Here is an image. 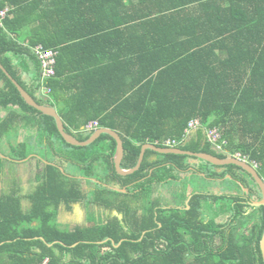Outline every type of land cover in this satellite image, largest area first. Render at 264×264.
I'll return each mask as SVG.
<instances>
[{"label": "trees", "instance_id": "trees-1", "mask_svg": "<svg viewBox=\"0 0 264 264\" xmlns=\"http://www.w3.org/2000/svg\"><path fill=\"white\" fill-rule=\"evenodd\" d=\"M6 9L0 20V63L42 106H55L59 79L68 72L81 81L61 112L67 133L79 141H88L98 129L117 132L125 150L123 170L134 169L143 147L153 145L220 159L240 156L264 180V0H0V11ZM39 46L56 53V75L45 83L35 52ZM99 47L106 50L98 58L102 69H89L84 60ZM68 56L79 66L64 68ZM31 64L32 88L20 76V68L32 71ZM44 86L51 89L48 95ZM0 111L5 112L0 142L8 140L13 161L46 144L85 166L87 175L102 162L144 212L136 219L135 236L116 218L104 224L93 213L87 226L62 230L57 223L62 202L87 199L101 206L103 192L89 198L78 180L47 166L41 184L27 197L17 180L0 194V264H264V207L248 205L242 193L230 199L210 196V181L203 178L201 191L190 190L191 179L182 182L185 190L175 208L164 209L165 203L153 198L161 185L181 179L191 156L148 149L137 172L120 176L113 162L114 138L104 134L87 147L68 144L56 120L29 106L1 68ZM192 121L201 131L188 142ZM91 123L97 126L89 131ZM21 130L29 135L17 143ZM212 130L220 136L216 143L208 139ZM169 141L175 145L169 147ZM2 154L0 149V177L8 164ZM202 163L207 177L231 175L230 184L241 192L254 184L236 165L219 173L217 166ZM212 200L221 203L220 210L206 222ZM218 215L232 217L218 225Z\"/></svg>", "mask_w": 264, "mask_h": 264}, {"label": "flooded vegetation", "instance_id": "flooded-vegetation-1", "mask_svg": "<svg viewBox=\"0 0 264 264\" xmlns=\"http://www.w3.org/2000/svg\"><path fill=\"white\" fill-rule=\"evenodd\" d=\"M0 113V117L5 116L4 111H0ZM27 133L28 132L21 130L17 139V143L25 142L27 140L26 137L28 136ZM6 145H8V149L5 147ZM0 149L1 152L4 153L2 154V157L8 162L7 167L4 170V175L0 177V180L3 179V184L0 187L1 193L9 190L12 186L13 181L17 180L22 189V195L24 197H27L37 186L41 184L45 168L50 165L56 166L66 177L70 178L71 180H78L83 194L87 197L93 198L95 197L96 192H103L101 197L102 200L100 203L101 206L87 204V199L86 201L70 204L67 202H62L58 206L57 216V223L62 230H73L77 227L87 226L89 224L90 215L91 213H93L97 222L108 224L110 221H113L116 218L121 229L124 232L128 233V235L130 236L137 235L136 233L139 229V226L136 223L139 218H142L144 213L143 210H140L138 208L140 203L134 200L132 191L128 190L129 187H123V185H121V183L118 182V180L115 178L113 173L107 171L102 162L96 163L94 167L95 169L87 175L85 166L76 165L65 160V158L63 157L56 155L55 150H53L46 144H44L40 148L38 147L36 151L33 152L28 158L21 161H13L8 157L10 155L11 149L7 139H4L0 142ZM216 149L220 151L219 147H217ZM192 158L193 159H189L188 161L191 165L189 170L183 171L179 174L181 179L175 181L169 180L168 183H166L165 185H161L155 192L153 198L158 199L162 203H165L163 207L164 209L175 208L174 206L177 196L182 194L185 190L182 182L187 179H191L194 182L190 190L194 191L197 189L201 191L203 178H207V180L210 181V186L206 190L208 192L207 194H209L210 196H217L219 198H232L233 195L230 192H226V194H223L222 192L217 193L216 191H214L211 186L212 183L219 182L223 179L207 177L203 172L200 171L201 166L203 165V161L195 157ZM113 162L115 165L114 160ZM69 167H71L70 171L67 170L69 169ZM224 169L225 168L223 167L216 168L217 172L219 173L224 171ZM237 173L241 175L240 171H238ZM29 175L30 177H32V183H30V187L27 188V178L25 179V176ZM227 177L232 179L231 175L226 176L225 178ZM245 178L247 179L248 177L242 174V179ZM248 180L253 181L254 184H251L250 188L245 187L244 185L241 186L245 187L242 189L241 198L245 200V203H248V205L252 206L254 203L262 200V191L253 178L251 179L249 177ZM246 189L249 190L248 193L246 192ZM114 192L119 193L120 195L116 196L114 195ZM211 202L213 203V207L210 211H208L206 222H209V220L213 218V216L220 210V202L213 200ZM23 206L25 208H28L30 206V203L27 199L23 201ZM108 206L113 207L108 208ZM127 207L131 209L129 212ZM247 210L249 214L254 212L252 208H249ZM231 217L232 216L230 215H218V217L216 218V223L218 225L227 224L230 222ZM146 232L143 233V237L146 235ZM133 241H135L134 238Z\"/></svg>", "mask_w": 264, "mask_h": 264}, {"label": "water", "instance_id": "water-1", "mask_svg": "<svg viewBox=\"0 0 264 264\" xmlns=\"http://www.w3.org/2000/svg\"><path fill=\"white\" fill-rule=\"evenodd\" d=\"M0 68L4 71V73L8 76V78L14 83V85L19 90L21 96L23 97V99L29 106L37 109L42 114L52 117L56 120L58 130L61 136L64 138V140L68 144L72 146H76V147H87L95 143L104 134L109 135L110 137L114 138L117 142V152H116L114 161H115V166H116L118 174L122 176H130L134 174L135 172H137L141 167V164L144 160L145 153L148 149L154 150L159 153H164V154L188 155L191 157L198 158L202 161H206L217 167L236 165L240 167L241 169H243L246 173H248L255 180L256 184L260 187L262 191V200L254 203L252 207H261V206L264 207V180L259 176L257 170L252 165L238 158L232 157L231 155H228L226 159H220L219 157L206 154V153H192V152H185L179 149H168V148L163 149V148H157L153 145H145L142 149V153H141L138 165L134 169L123 170L121 167V164L124 158L125 150H124L123 141L118 133L110 129H98L88 141H85V142L79 141L75 136L67 133L66 128H65V123L55 108L48 106V105L47 106L39 105L35 101V99L8 73V71L3 67L1 63H0ZM246 192L248 193L249 190L246 189ZM261 251H262L263 260H264V234H263V238L261 241Z\"/></svg>", "mask_w": 264, "mask_h": 264}, {"label": "crops", "instance_id": "crops-1", "mask_svg": "<svg viewBox=\"0 0 264 264\" xmlns=\"http://www.w3.org/2000/svg\"><path fill=\"white\" fill-rule=\"evenodd\" d=\"M114 52H118V51H114ZM106 53V50H104V48L99 47L97 50L91 51L90 54L85 58V61H88V65H90V67H88L89 69H102L99 68L98 66V58L100 60H102V55ZM116 54V53H115ZM64 68H71L73 66H79L77 61H75V59L71 58V56H68V59L66 58V60L63 62ZM95 67V68H94ZM74 68V67H73ZM31 69L32 71L28 74L26 73L23 68H20V76L22 78V80L28 84V86L30 88H32V75L34 73V67L31 64ZM71 72H68L65 76H63L62 78L59 79V83L57 85V99L54 100V107L58 114L61 116V112H66V110L69 108V100L71 99V97L77 93L78 89L80 86H82V82L78 81L73 77V74H70ZM125 82H133V79L125 81ZM124 84V82H123ZM122 86H125L123 85ZM84 85V83H83ZM113 99V98H112ZM109 100V99H107ZM1 116V113H0ZM63 120V118H62ZM64 121V120H63ZM84 129V128H83ZM199 131H201L200 127H196L194 129H192L189 132V137H188V142H191L194 138L197 137ZM117 133V132H116ZM203 135H205L206 137V131H203ZM27 139V137H26ZM231 179L229 177L219 181V182H214L212 183V188L214 191H216L217 193L222 192L223 194L227 193H231L232 195H239L241 194V188L237 187L234 185V187H232L233 185L230 184ZM210 186V185H209ZM203 188V187H202Z\"/></svg>", "mask_w": 264, "mask_h": 264}, {"label": "built area", "instance_id": "built-area-1", "mask_svg": "<svg viewBox=\"0 0 264 264\" xmlns=\"http://www.w3.org/2000/svg\"><path fill=\"white\" fill-rule=\"evenodd\" d=\"M7 9L0 11V20L3 19L6 16ZM36 55L38 56L41 67H42V79L43 83H45L47 80L53 78L56 75L55 72V66H56V53L52 50H45L43 47L39 46L35 49ZM51 92V89L44 86L43 93L45 95H48ZM199 123L197 121H192L189 124V129H194L196 126H198ZM97 126V123H91L87 126V130L91 131ZM219 134L216 130H212L208 133V139L214 143H216L219 139ZM167 145L169 147H172L175 145V142H167ZM238 159L245 161L240 156L237 157ZM246 162V161H245Z\"/></svg>", "mask_w": 264, "mask_h": 264}, {"label": "rangeland", "instance_id": "rangeland-1", "mask_svg": "<svg viewBox=\"0 0 264 264\" xmlns=\"http://www.w3.org/2000/svg\"><path fill=\"white\" fill-rule=\"evenodd\" d=\"M27 135H29V133H27ZM7 149H8V145H6L5 146ZM68 171H70L71 170V167H69V169H67ZM27 178V185H26V187L27 188H29L30 187V183H32V180H31V178L32 177H30V175L29 176H25V179ZM28 182H29V184H28ZM2 184H3V179H1L0 180V187L2 186ZM0 193H1V188H0ZM256 218H254L253 220H255Z\"/></svg>", "mask_w": 264, "mask_h": 264}]
</instances>
